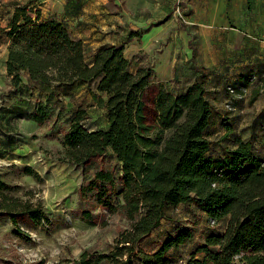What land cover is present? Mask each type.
<instances>
[{
    "label": "trees",
    "instance_id": "16d2710c",
    "mask_svg": "<svg viewBox=\"0 0 264 264\" xmlns=\"http://www.w3.org/2000/svg\"><path fill=\"white\" fill-rule=\"evenodd\" d=\"M13 5L7 26L0 25V37L9 39L6 71L11 84L22 89L56 83L51 99L60 85L98 80L93 97L106 111L107 127L91 128L78 118L55 138L62 146V160L82 168L97 165L78 190L82 220L106 226L108 221L95 215L99 209L120 214L132 225L119 230L108 252L86 249L78 263L173 264L171 252L195 239L193 228L177 229L154 251L140 244L161 226L167 207L196 202L213 222L227 221V226L222 234L206 235L187 264H264V158L251 137H237L235 147L216 153L211 128L218 117L206 69L197 70L185 91L160 89L154 100L156 121L151 124L143 93L153 67L141 65L133 71L124 43L100 45L88 61L83 40L63 20L42 19L40 11L33 17L28 4ZM255 79L262 87L253 90L251 101L264 92V74L251 72L238 80L249 87ZM52 115L46 105L22 114L41 126ZM258 115L264 117V107ZM222 125L226 129L222 140L235 134L227 118ZM108 155L116 159V167L100 165ZM25 172L32 175L34 170L28 166ZM12 189L0 179V216H7L18 232L24 233L22 221L35 225L49 221L40 201L18 197ZM199 254L203 258H197Z\"/></svg>",
    "mask_w": 264,
    "mask_h": 264
},
{
    "label": "rangeland",
    "instance_id": "374dc122",
    "mask_svg": "<svg viewBox=\"0 0 264 264\" xmlns=\"http://www.w3.org/2000/svg\"><path fill=\"white\" fill-rule=\"evenodd\" d=\"M189 1L131 0L130 3H126V0H122V5L119 7L122 14L127 17L128 23L133 25L134 28H130L132 31L140 33V30H135L136 27H141V23L152 16L154 19L148 22L149 25L174 20L170 32L184 30L190 36L189 50L186 52L180 47L178 50L170 48V41L167 38L150 44L149 48L141 49L140 36L126 37L124 53L132 60V70L135 71L141 65L154 68V75L143 93L145 114L151 124L156 121L154 100L158 91L160 89L181 91L189 81L184 73L189 70L191 61L197 60L199 43L190 22L194 12L185 10ZM15 2L21 5L28 4L29 14L33 17L36 16V11H40L42 19L55 18L68 21H74L87 7V0H0L2 27L7 26L12 17ZM84 44L87 60L91 61L94 51L89 45ZM8 45L9 39L2 35L0 37V179L13 187L14 195L22 198L30 197L33 202L40 201L49 216V221L40 225L22 221L20 224L24 233H20L7 216H0V264L39 262L79 264L78 260L86 249L108 252L113 247L119 230L132 225V222L127 221L120 214H109L99 209L96 210L95 215L103 220L106 219L108 221L106 226H91L82 220V202L78 190L92 176L97 165L82 168L62 160L63 155L59 153L62 146L55 138L61 135V129L78 118H82L91 128H103L108 124L106 111L99 108L98 100L93 97V93L97 92L98 80L60 85L59 91L52 94L51 99L49 93L52 87L57 86L56 83L30 84L17 89L11 84L6 72ZM185 58H189L187 64ZM176 62L178 67L173 66ZM166 78L170 79L164 82ZM256 80L248 88L242 87L243 83L237 80L228 82L221 93L209 95L216 105L215 112L218 117L217 124L211 128L212 139L217 143L216 153L223 149V144L231 142L226 139L221 144L226 132L222 125L225 117L233 125L235 134L243 138L251 137L256 152L264 158V117L260 119L257 114L264 107L263 95L251 101L253 90L262 87L261 83L255 82ZM214 82L215 79L211 84ZM30 90L37 93L40 98L43 97L39 99L35 96V103H38V100L44 103L43 99H46V106L53 112L52 120L44 126H37L31 119L11 112V102L17 99L22 91H26L29 95ZM96 94L102 97L100 93ZM218 95L220 99H217ZM100 165L116 167V159L108 155ZM28 166L34 170L32 175L25 172V167ZM27 191L31 192L28 196H26ZM165 213L166 219L162 221L161 226L155 229L140 246L144 250L154 251L177 229L193 228L196 231L195 239L179 250L171 252L173 264H187L195 249L204 243L206 235L222 234L227 226V221L213 222L201 211L196 202L167 207ZM197 258H203V254H199ZM101 264L110 263L103 261Z\"/></svg>",
    "mask_w": 264,
    "mask_h": 264
},
{
    "label": "crops",
    "instance_id": "0c3cea01",
    "mask_svg": "<svg viewBox=\"0 0 264 264\" xmlns=\"http://www.w3.org/2000/svg\"><path fill=\"white\" fill-rule=\"evenodd\" d=\"M121 5L122 0H87V7L81 15L74 21H63L72 34L82 39L93 51L103 44H121L132 31L130 28H134L122 14L119 8ZM185 10L194 12L190 22L197 34L199 51L197 60L191 61L189 70L184 73L189 81L181 91L187 89L194 80L197 70L201 68H205L210 76L207 83L210 94L221 93L225 84L238 81L242 75L251 72L264 74V0H190ZM153 19L152 16L147 17V20L141 23V27L135 29L140 30L141 49L149 48L150 44L167 38L170 41V48L178 50L180 47L183 52L189 50L190 36L187 31L170 32L174 20L149 25L148 22ZM188 60L189 58H185L186 64ZM177 64L176 62L173 66L178 67ZM169 79L166 78L164 82ZM214 79V84H211ZM52 89L53 87L51 91ZM259 95H263L264 98L262 90ZM35 96L37 93L32 90L29 95L26 91L20 92L18 98L11 102V112L22 116L23 113L37 109L39 105H46V99H43L44 103L41 100L35 103ZM221 98L224 100L223 96ZM217 99H220L219 95ZM29 107L31 110H27ZM32 122L41 126L35 120ZM237 137L241 136L237 133L230 135L227 139L231 142L223 144V148L235 147ZM223 142L224 140L221 144ZM223 152L222 149L219 153Z\"/></svg>",
    "mask_w": 264,
    "mask_h": 264
},
{
    "label": "built area",
    "instance_id": "2783aa9c",
    "mask_svg": "<svg viewBox=\"0 0 264 264\" xmlns=\"http://www.w3.org/2000/svg\"><path fill=\"white\" fill-rule=\"evenodd\" d=\"M232 91H234V89L232 87H229Z\"/></svg>",
    "mask_w": 264,
    "mask_h": 264
}]
</instances>
